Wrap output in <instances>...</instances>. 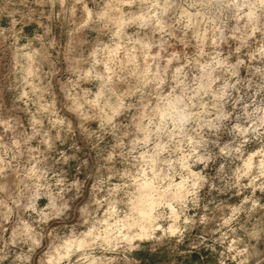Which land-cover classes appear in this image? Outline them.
Returning <instances> with one entry per match:
<instances>
[{
	"label": "rangeland",
	"instance_id": "rangeland-1",
	"mask_svg": "<svg viewBox=\"0 0 264 264\" xmlns=\"http://www.w3.org/2000/svg\"><path fill=\"white\" fill-rule=\"evenodd\" d=\"M0 264H264V0H0Z\"/></svg>",
	"mask_w": 264,
	"mask_h": 264
},
{
	"label": "bare ground",
	"instance_id": "bare-ground-1",
	"mask_svg": "<svg viewBox=\"0 0 264 264\" xmlns=\"http://www.w3.org/2000/svg\"><path fill=\"white\" fill-rule=\"evenodd\" d=\"M177 186H180L177 183ZM152 187L149 182L144 181L139 184V194L133 205L137 217L131 222L137 225L141 232H145L153 220V210L158 203V199L151 194ZM181 189L179 188L178 193ZM130 223V224H131Z\"/></svg>",
	"mask_w": 264,
	"mask_h": 264
}]
</instances>
